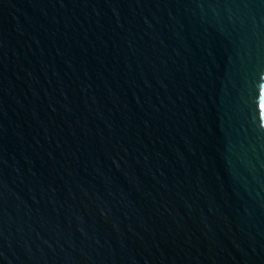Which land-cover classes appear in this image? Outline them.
I'll use <instances>...</instances> for the list:
<instances>
[{"label": "water", "instance_id": "water-1", "mask_svg": "<svg viewBox=\"0 0 264 264\" xmlns=\"http://www.w3.org/2000/svg\"><path fill=\"white\" fill-rule=\"evenodd\" d=\"M0 264H264V0H0Z\"/></svg>", "mask_w": 264, "mask_h": 264}]
</instances>
